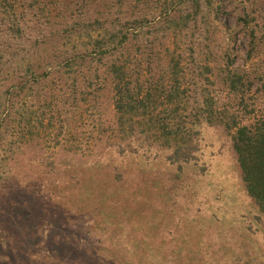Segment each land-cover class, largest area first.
<instances>
[{
  "label": "rangeland",
  "instance_id": "rangeland-1",
  "mask_svg": "<svg viewBox=\"0 0 264 264\" xmlns=\"http://www.w3.org/2000/svg\"><path fill=\"white\" fill-rule=\"evenodd\" d=\"M226 122L264 126V0H0V264H264Z\"/></svg>",
  "mask_w": 264,
  "mask_h": 264
},
{
  "label": "trees",
  "instance_id": "trees-1",
  "mask_svg": "<svg viewBox=\"0 0 264 264\" xmlns=\"http://www.w3.org/2000/svg\"><path fill=\"white\" fill-rule=\"evenodd\" d=\"M111 73L113 75L114 108L119 117L118 122L121 125L123 117L132 116V114L138 115L139 107L146 108L144 100L147 94L143 96L132 90L131 79L128 73L123 70V67L113 65ZM174 95L175 91L172 89V91L168 90L165 97L171 98ZM204 112L208 113V116L213 113L210 106L207 105L204 108ZM225 126L229 129L234 127L239 135L238 139L233 136V150L236 154V162L240 169L242 181L245 184L248 195L253 199L259 210L264 213V126L257 124L251 126H230L227 122ZM156 131L165 133V137L168 139L165 141V145L173 148L170 159L174 157L175 161L179 163L188 162L189 153L185 149L187 147L178 144V140H170L171 137L177 138L181 132L186 134V130L182 131L180 125L176 124L173 126L168 125L163 130L156 128Z\"/></svg>",
  "mask_w": 264,
  "mask_h": 264
}]
</instances>
